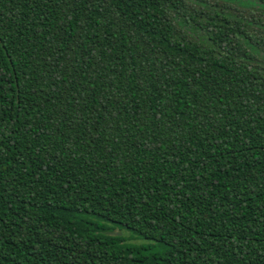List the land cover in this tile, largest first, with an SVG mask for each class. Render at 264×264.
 I'll list each match as a JSON object with an SVG mask.
<instances>
[{
    "label": "trees",
    "instance_id": "trees-1",
    "mask_svg": "<svg viewBox=\"0 0 264 264\" xmlns=\"http://www.w3.org/2000/svg\"><path fill=\"white\" fill-rule=\"evenodd\" d=\"M0 264H264V0H0Z\"/></svg>",
    "mask_w": 264,
    "mask_h": 264
},
{
    "label": "rangeland",
    "instance_id": "rangeland-1",
    "mask_svg": "<svg viewBox=\"0 0 264 264\" xmlns=\"http://www.w3.org/2000/svg\"><path fill=\"white\" fill-rule=\"evenodd\" d=\"M109 227H112V226H109ZM113 233H114L113 235L119 236L120 238H122L125 245L130 246V247L152 248L156 246L154 242L144 240L141 237L134 235L132 232L126 229L115 228Z\"/></svg>",
    "mask_w": 264,
    "mask_h": 264
}]
</instances>
